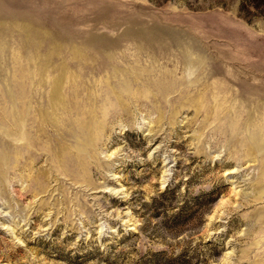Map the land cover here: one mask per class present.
Listing matches in <instances>:
<instances>
[{"label": "rangeland", "instance_id": "374dc122", "mask_svg": "<svg viewBox=\"0 0 264 264\" xmlns=\"http://www.w3.org/2000/svg\"><path fill=\"white\" fill-rule=\"evenodd\" d=\"M0 264H264V0H0Z\"/></svg>", "mask_w": 264, "mask_h": 264}, {"label": "bare ground", "instance_id": "6f19581e", "mask_svg": "<svg viewBox=\"0 0 264 264\" xmlns=\"http://www.w3.org/2000/svg\"><path fill=\"white\" fill-rule=\"evenodd\" d=\"M191 48V47H190ZM184 49V48H183ZM190 58V57H189ZM196 59V58H195ZM187 60V59H186ZM192 60H193V58H192ZM190 61V60H189ZM195 61V60H194ZM197 61V60H196ZM191 63V62H190ZM196 64V63H195ZM198 64V63H197ZM151 66V65H150ZM197 66V65H196ZM196 66L194 67V68H196ZM151 68V67H150ZM150 68H148L147 67V69H150ZM185 69V68H184ZM186 70V69H185ZM194 70V69H193ZM196 70V69H195ZM149 71V70H148ZM188 72V71H187ZM186 75V74H185ZM196 76V75H195ZM122 84V83H121ZM230 85V84H229ZM128 87V86H127ZM229 89V88H228ZM232 90V89H231ZM12 91V90H11ZM58 93H59V90H58ZM62 96V95H61ZM53 97V96H52ZM66 97V96H65ZM42 103V102H41ZM44 103V102H43ZM28 106V105H27ZM50 106V105H49ZM25 107V106H24ZM63 107V106H62ZM66 113V112H65ZM32 114V113H31ZM28 116V115H27ZM43 116V115H42ZM68 117V116H67ZM23 118V117H22ZM69 118V117H68ZM91 118V117H90ZM21 119V118H20ZM73 118H71V120H72ZM24 120V119H23ZM22 119H21V122L23 121ZM47 120V119H46ZM79 121V120H78ZM13 122V121H12ZM15 123V122H14ZM24 123V122H23ZM71 123V122H70ZM24 125V124H23ZM28 126V125H27ZM24 126H22V128H23ZM73 129V128H72ZM27 131V130H26ZM24 132V131H23ZM21 134V133H20ZM24 134V133H23ZM26 134V133H25ZM16 136H17V134H16ZM24 137V136H23ZM252 137V136H251ZM36 138V137H35ZM33 142V141H32ZM78 142V141H77ZM34 144H35V142H34ZM40 145V144H39ZM35 146V145H34ZM28 147V146H27Z\"/></svg>", "mask_w": 264, "mask_h": 264}]
</instances>
